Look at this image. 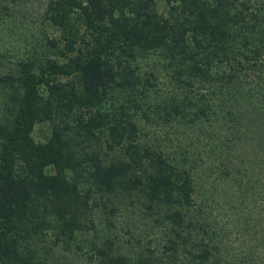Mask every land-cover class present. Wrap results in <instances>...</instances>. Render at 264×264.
<instances>
[{"label": "trees", "instance_id": "trees-1", "mask_svg": "<svg viewBox=\"0 0 264 264\" xmlns=\"http://www.w3.org/2000/svg\"><path fill=\"white\" fill-rule=\"evenodd\" d=\"M42 15L0 47V264H264V0Z\"/></svg>", "mask_w": 264, "mask_h": 264}, {"label": "rangeland", "instance_id": "rangeland-1", "mask_svg": "<svg viewBox=\"0 0 264 264\" xmlns=\"http://www.w3.org/2000/svg\"><path fill=\"white\" fill-rule=\"evenodd\" d=\"M47 0H2V5H6L8 10H4L6 15L1 20L3 31H0V47L6 48L16 54L24 46V41L29 35H37L39 30L44 29L48 35L58 36L59 31L48 25L43 19L42 11ZM150 58L144 59L150 61ZM143 68L145 65L143 64ZM163 84V83H162ZM108 109H112V92L104 103ZM2 112V97L0 96V114ZM51 124L44 120L35 123L32 135L36 140H44L50 133ZM98 220V218H96ZM100 225V224H98ZM144 225L140 222L136 231L144 234Z\"/></svg>", "mask_w": 264, "mask_h": 264}]
</instances>
